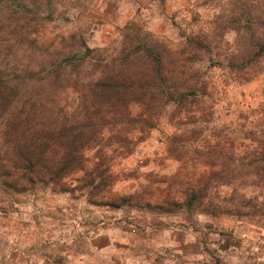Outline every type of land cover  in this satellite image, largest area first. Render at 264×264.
<instances>
[{
  "label": "rangeland",
  "instance_id": "obj_1",
  "mask_svg": "<svg viewBox=\"0 0 264 264\" xmlns=\"http://www.w3.org/2000/svg\"><path fill=\"white\" fill-rule=\"evenodd\" d=\"M35 1L30 25L39 52L15 46L12 58L28 64L32 55L53 50L85 53L88 67L67 68L59 80L64 89L59 103L67 111L75 108L77 90L96 60L108 63L121 49L130 51L140 42L158 41L175 52L170 60L180 61L188 38L200 41L197 58L180 68L197 90L182 106L161 108L156 126L146 133L139 126L129 130L130 154H121L114 144L112 136L121 125L104 127L99 136L108 167L92 174V185L77 171L65 179L69 191L39 189L0 207V264H111L90 252L87 234L112 225L131 231L145 224L184 227L201 241L199 258L150 264H264V227L201 212L200 191L201 183H218L213 172L219 168V143L230 155L228 166L235 167L264 139V0ZM133 66L147 65L140 58ZM131 108L134 114L142 109ZM207 147L213 155L208 160ZM97 150L86 151V170L94 167ZM106 176L107 184L95 189ZM239 183H245L239 193L264 198L263 182L255 175ZM230 193L229 186L208 187L203 203L216 205ZM165 199L176 206L161 207Z\"/></svg>",
  "mask_w": 264,
  "mask_h": 264
},
{
  "label": "trees",
  "instance_id": "obj_2",
  "mask_svg": "<svg viewBox=\"0 0 264 264\" xmlns=\"http://www.w3.org/2000/svg\"><path fill=\"white\" fill-rule=\"evenodd\" d=\"M35 2L0 0V207L15 196L39 189L69 191L65 179L77 171H83V182L92 185V174L100 175L102 167H108L100 146L99 135L104 127L121 125L112 136L114 144L121 154H130L133 141L129 130L139 126V131L146 133L156 126L161 108L170 103L182 106L187 96L197 90L191 76L185 78L180 68L182 63L197 58L200 41L188 38V49L180 52L185 55L180 61L170 60L175 52L158 41L140 42L130 51L121 49L108 63L102 65L101 60H96L94 71L88 72L85 83L77 90L75 108L67 111L59 103V94L64 90L59 80L67 68L88 67L85 53L77 56L53 50L47 56L32 55L28 64L12 58L18 46L27 45L39 52L35 27L30 25L34 17L30 9L35 8ZM140 58L146 61V69L133 66ZM97 67L100 70L91 76ZM134 104L142 108L137 114L131 112ZM144 138L145 135L138 141ZM257 142L246 162L241 158L235 167L228 166L230 155L222 143L218 144L215 157L219 168L213 172L218 183H201V212L247 219L264 227V198L259 201L238 192L245 185L238 184V180L249 175H255L264 186V139ZM95 147L99 156L94 167L86 170L85 153ZM211 149L207 147L204 153L206 160L213 157ZM107 178L94 188L107 184ZM222 186L231 187L229 196L223 195L216 205L203 203L208 187ZM194 200H188L186 206ZM160 206L170 210L176 203L165 199Z\"/></svg>",
  "mask_w": 264,
  "mask_h": 264
},
{
  "label": "crops",
  "instance_id": "obj_3",
  "mask_svg": "<svg viewBox=\"0 0 264 264\" xmlns=\"http://www.w3.org/2000/svg\"><path fill=\"white\" fill-rule=\"evenodd\" d=\"M87 236L90 252L111 264L191 261L201 255V241L184 227L145 224L129 231L112 225Z\"/></svg>",
  "mask_w": 264,
  "mask_h": 264
},
{
  "label": "built area",
  "instance_id": "obj_4",
  "mask_svg": "<svg viewBox=\"0 0 264 264\" xmlns=\"http://www.w3.org/2000/svg\"><path fill=\"white\" fill-rule=\"evenodd\" d=\"M132 231H134V228H133V230Z\"/></svg>",
  "mask_w": 264,
  "mask_h": 264
}]
</instances>
